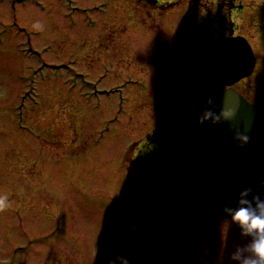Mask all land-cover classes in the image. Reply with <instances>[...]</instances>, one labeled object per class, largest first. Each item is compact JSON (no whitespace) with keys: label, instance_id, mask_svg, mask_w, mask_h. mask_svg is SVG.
I'll return each instance as SVG.
<instances>
[{"label":"rangeland","instance_id":"374dc122","mask_svg":"<svg viewBox=\"0 0 264 264\" xmlns=\"http://www.w3.org/2000/svg\"><path fill=\"white\" fill-rule=\"evenodd\" d=\"M172 1L157 0L160 15L181 12ZM253 5L235 19L257 63L234 87L262 99L264 10L261 26L248 9ZM139 10L134 0H0V264H119L118 257L130 264H228L233 246L243 243L199 182L192 189L209 198L210 210L187 226L177 202L162 206L154 190L143 192L124 178L123 151L159 115L160 124L193 126L204 99L221 87L198 55L194 61L195 48L180 53L189 63L172 53L166 46L172 28L164 25L159 64ZM201 29L209 30L193 35L224 31L215 19ZM159 65L160 87L168 75L192 96L190 107L201 97L195 114L187 101L168 106L161 96L156 111L141 104L143 67L155 73Z\"/></svg>","mask_w":264,"mask_h":264},{"label":"water","instance_id":"95a60500","mask_svg":"<svg viewBox=\"0 0 264 264\" xmlns=\"http://www.w3.org/2000/svg\"><path fill=\"white\" fill-rule=\"evenodd\" d=\"M198 52L214 77L227 85L211 97L212 110L218 113L227 105L236 112L231 121L216 125L199 121L186 140L185 159L224 212L236 208L238 195L245 189H252L246 199L253 195L264 199V104L249 102L230 86L250 74L254 66L245 38H206L198 45ZM237 129L250 137L243 147L233 141ZM208 206L205 196L189 193L181 200L178 212L186 223L194 224L203 220Z\"/></svg>","mask_w":264,"mask_h":264},{"label":"flooded vegetation","instance_id":"af4514ba","mask_svg":"<svg viewBox=\"0 0 264 264\" xmlns=\"http://www.w3.org/2000/svg\"><path fill=\"white\" fill-rule=\"evenodd\" d=\"M211 1V0H209ZM226 9L229 10H236L238 8H243L244 4L235 2V0H222ZM213 2V0H212ZM205 6V9H208V3H202ZM190 4L189 8H185L183 12H178L177 15L170 17L168 21L174 22L171 23L173 28V32L170 35V43L171 51L173 49V53L178 54L180 46L183 44H187L189 47L192 44L191 36L193 32V24L191 22L192 17L194 18L195 12L193 11V7ZM157 13H153L151 9H143L142 12L145 13H136L141 20V24L143 25L144 31L149 36V40L153 43L157 44V62L160 64V8ZM187 20L186 27L183 29L185 33V38L181 39L180 37L177 38V35L174 31V28L177 26L181 27L178 24L183 16ZM227 32L233 31V24L229 23L227 25ZM130 35L127 36L129 40ZM177 38V39H176ZM175 41L177 44H175ZM137 46H135V49ZM136 51L141 55V51ZM153 55V52H149L148 56ZM143 78L146 81V91L143 92V97L141 100L144 105H148L150 108H153L156 111V106H160V96L162 104H166L168 106L171 105H178L180 100L183 102H188L189 109L192 110L196 107L193 104L191 107L192 96L186 95V93L180 92V89L175 91L174 85L175 81L169 76H166L165 79L162 81L160 87V65L157 72H149L146 67H143ZM164 85L173 87L171 90L166 92L164 91ZM185 86V85H184ZM163 94V96H162ZM198 106L201 101V97H198ZM156 120V119H155ZM160 115L158 123L152 126L150 129L145 130L141 133V138L136 141L132 146L127 147L129 153L131 154L130 157L127 156V152L125 150V155L128 160L127 162V172L126 174L129 177L130 181L135 183H140L141 186H145L151 188L153 190L160 188L163 190L166 186L167 187H175L184 190H191L196 181L193 177H191L188 173V169L183 161L182 152H183V138L186 130L182 128H178V134L175 135L174 133L166 131L167 127L160 126ZM173 122L170 121L169 125H172ZM180 164V169H174L175 164ZM167 171V173H166ZM179 182V183H178Z\"/></svg>","mask_w":264,"mask_h":264},{"label":"clouds","instance_id":"9594fccd","mask_svg":"<svg viewBox=\"0 0 264 264\" xmlns=\"http://www.w3.org/2000/svg\"><path fill=\"white\" fill-rule=\"evenodd\" d=\"M206 110H203L199 117L200 122L210 121L212 124L231 121L234 118L236 109L233 106H225L218 113L212 108L211 98L206 101ZM250 137L236 130L233 141L238 147H243ZM252 189H245L238 195L235 209H224L225 216L235 222L239 228L243 243L236 244L228 253V264H264V199L253 195L246 199ZM6 200V198H5ZM3 206H7L6 203ZM135 225L133 224V227ZM119 264H130L128 259L118 257ZM221 264H224L221 259Z\"/></svg>","mask_w":264,"mask_h":264},{"label":"trees","instance_id":"16d2710c","mask_svg":"<svg viewBox=\"0 0 264 264\" xmlns=\"http://www.w3.org/2000/svg\"><path fill=\"white\" fill-rule=\"evenodd\" d=\"M177 166V165H175ZM164 194V198H167V199H172L174 196H177L180 192L179 189L175 188V187H165L164 190L162 191Z\"/></svg>","mask_w":264,"mask_h":264},{"label":"bare ground","instance_id":"6f19581e","mask_svg":"<svg viewBox=\"0 0 264 264\" xmlns=\"http://www.w3.org/2000/svg\"><path fill=\"white\" fill-rule=\"evenodd\" d=\"M50 89H51V88H50ZM52 91H53V92H54V91L56 92V90H55V88H54L53 86H52V90H49V92H52ZM53 92H52V93H53ZM198 109H199V106L197 105V106L193 109V111H195V110L197 111ZM85 120L87 121V118H86ZM112 180H113V179H112ZM98 183H99V181L96 182V183H94V185H98ZM56 249H57V248L51 249V250H52V254L55 255V252H57Z\"/></svg>","mask_w":264,"mask_h":264}]
</instances>
